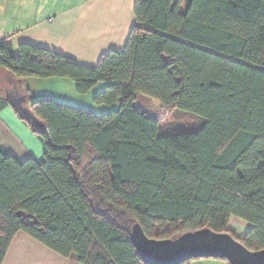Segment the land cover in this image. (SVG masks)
I'll list each match as a JSON object with an SVG mask.
<instances>
[{"label":"trees","instance_id":"trees-1","mask_svg":"<svg viewBox=\"0 0 264 264\" xmlns=\"http://www.w3.org/2000/svg\"><path fill=\"white\" fill-rule=\"evenodd\" d=\"M135 25L121 52L94 68L3 40L0 69L18 79H69L93 97L92 111L42 98L28 115L42 158L0 147V264L26 233L80 264H146L132 242L210 229L264 250V0H135ZM141 96L190 114L191 130L168 132L138 106ZM192 262V261H191ZM187 262L186 264H190Z\"/></svg>","mask_w":264,"mask_h":264},{"label":"crops","instance_id":"crops-1","mask_svg":"<svg viewBox=\"0 0 264 264\" xmlns=\"http://www.w3.org/2000/svg\"><path fill=\"white\" fill-rule=\"evenodd\" d=\"M135 22V0H0V40H6L15 54L19 53L21 45L29 44L73 59L86 68L96 67L101 58L111 51H123ZM1 80L7 82L6 89L9 88L11 92L8 99L13 103L14 100L19 102L23 109L17 108L25 115L29 113L31 104L28 108L24 107L26 95L22 89L23 81L30 84L28 87L38 82L52 86L68 85L71 91L76 92L75 83L64 78H28L22 81L10 71L0 69ZM103 90L104 87L100 92ZM75 94L71 96L73 99L83 97ZM0 96L7 99L1 93ZM75 103L74 106L86 109L83 102ZM0 147L6 148L21 160L31 157L40 159L45 153L39 137L11 106L0 113ZM249 229L248 224L246 231ZM240 235L244 238L246 232ZM3 264L80 263L76 257L64 258L20 232L9 247ZM190 264L229 263L201 259Z\"/></svg>","mask_w":264,"mask_h":264},{"label":"water","instance_id":"water-1","mask_svg":"<svg viewBox=\"0 0 264 264\" xmlns=\"http://www.w3.org/2000/svg\"><path fill=\"white\" fill-rule=\"evenodd\" d=\"M14 102L23 109L19 102ZM27 115L35 121L30 113ZM131 239L146 264H186L201 259L222 260L229 264H264V250L252 252L232 235L215 233L210 229L158 241L148 238L142 227L136 226Z\"/></svg>","mask_w":264,"mask_h":264},{"label":"rangeland","instance_id":"rangeland-1","mask_svg":"<svg viewBox=\"0 0 264 264\" xmlns=\"http://www.w3.org/2000/svg\"><path fill=\"white\" fill-rule=\"evenodd\" d=\"M25 79H22V81ZM30 84L23 81L22 89L24 94L26 95V100L23 104L25 108H28L29 104L34 103L37 100L42 98H54L58 102L67 103L70 105H75V102H83L84 106H86V110L94 112L96 115L101 116L105 113H110L114 110H117L118 107H97L93 104V97L96 95L97 92L104 87L105 84L99 85L92 93L82 98H75L73 99L71 96L76 95L75 91L72 90L68 85L63 86H52L48 84H40L33 83L31 87H28ZM7 82L5 80L0 81V90L1 95L3 97L9 98L11 92L9 88H7ZM30 88V89H29ZM31 90L32 93H29ZM28 91V92H27ZM80 97V96H78ZM138 106H140L143 110H145L151 117L156 118L159 123L161 124L162 128L168 132H181L186 130H191L195 126H197V121L190 116V114L180 113L177 111H168L165 110L162 105L157 102L156 100L141 96L138 100ZM248 223L243 220L232 218L230 221V228L234 230L233 233L235 234V238H241L242 233H247Z\"/></svg>","mask_w":264,"mask_h":264},{"label":"built area","instance_id":"built-area-1","mask_svg":"<svg viewBox=\"0 0 264 264\" xmlns=\"http://www.w3.org/2000/svg\"><path fill=\"white\" fill-rule=\"evenodd\" d=\"M3 40H0V54H1V51H2V48H3Z\"/></svg>","mask_w":264,"mask_h":264}]
</instances>
